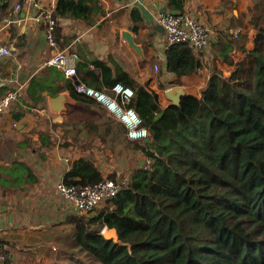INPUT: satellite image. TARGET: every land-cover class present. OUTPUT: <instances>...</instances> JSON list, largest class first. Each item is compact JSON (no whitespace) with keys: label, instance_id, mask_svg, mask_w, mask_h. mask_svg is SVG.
<instances>
[{"label":"trees","instance_id":"16d2710c","mask_svg":"<svg viewBox=\"0 0 264 264\" xmlns=\"http://www.w3.org/2000/svg\"><path fill=\"white\" fill-rule=\"evenodd\" d=\"M10 2L0 0V20L9 15ZM98 2L58 0L55 16L85 19ZM249 15L254 46L240 47L244 54L230 61L229 75L214 71L200 97L186 93L163 107L157 92L125 70L114 75L100 59L85 66L94 68L87 70L92 77L103 75L104 86L96 89L112 93L122 83L134 90L125 107L138 111L151 136L133 142L152 160L149 167H135L96 213L66 216L64 222L74 225L76 244L88 257L101 264H264V4L250 7ZM202 64L201 49L188 42L167 49L166 70L177 78L197 72ZM46 70L30 81L28 96L35 102L45 99L42 91L55 97L67 90L77 106L102 108L76 90L73 78L63 82L61 70ZM119 133L126 135L120 123L111 134ZM40 138L45 141L48 134L41 132ZM108 177L117 181L119 175ZM103 178L94 160L81 156L64 181L85 186ZM36 181L24 160L0 164L1 187ZM105 226L117 228L122 243L106 239Z\"/></svg>","mask_w":264,"mask_h":264},{"label":"crops","instance_id":"0c3cea01","mask_svg":"<svg viewBox=\"0 0 264 264\" xmlns=\"http://www.w3.org/2000/svg\"><path fill=\"white\" fill-rule=\"evenodd\" d=\"M40 1L56 12L58 0ZM255 1L99 0L91 5L93 8L85 19L57 16L56 34L60 48L70 47L79 56L73 80L93 87L104 86L102 74L92 77L87 70L94 68L85 69L93 60H104L114 75L117 69L125 70L148 90L157 92L165 107L173 103L168 90L200 97L214 71L220 69L229 75L233 70L230 61H237L244 54L240 47L251 49L254 46L255 31L249 22V8L264 4V0ZM165 8L188 12L215 31L209 45L201 50L202 66L197 72L181 78L166 70L167 33L157 22ZM32 12L23 0H11L9 15L0 20V28L5 25L1 32L3 42L15 48L11 55L0 59V97L19 84L24 85L18 100L0 116V164L24 160L37 176L33 185L0 186L2 243L8 253V259L0 264H63L66 260H75L81 251L76 244V229L64 222L75 209L57 191V184L64 180L74 159L81 156L93 159L104 177L112 172L120 174L119 177L121 173L129 174L128 155L112 156L106 162L95 154L98 143L95 138L103 143L108 140L114 143L113 138L104 140L99 130L103 129L105 135L111 137L118 123L124 125L102 104L100 106L107 112L101 107L77 106L64 90L61 93H66L68 99L65 108L54 111L49 101L53 96L46 91L39 93L45 97L43 101L35 102L28 96L31 79L48 72L44 62L57 50L47 42L46 25L27 19ZM236 31L239 32L238 39L234 37ZM126 32L132 35L138 50L124 37ZM233 38L241 39L242 44L234 43ZM68 81L70 79L65 78L63 82ZM85 122L93 123L98 132L92 131L93 125L88 126ZM41 132L48 134L45 141L40 138ZM86 133L88 145L81 148V138ZM122 134L124 140L133 142L128 138L127 130L126 135Z\"/></svg>","mask_w":264,"mask_h":264},{"label":"built area","instance_id":"2783aa9c","mask_svg":"<svg viewBox=\"0 0 264 264\" xmlns=\"http://www.w3.org/2000/svg\"><path fill=\"white\" fill-rule=\"evenodd\" d=\"M23 1L33 10L27 19L38 24H45L47 42L50 47L57 48L55 53L45 60L44 66L59 69L66 78L72 79L77 73L79 56L70 47L60 48L56 34L58 21L53 7L43 4L40 0ZM17 7H20V4ZM5 21L7 20L4 19ZM157 22L162 25L167 33V47L176 43L188 42L196 49L202 50L209 45L215 34L212 28L200 22L188 12L162 11L157 17ZM4 28L5 25L0 28V59L11 55L15 49L12 45L3 42L1 32ZM234 37H239V32H234ZM23 88L24 85L19 84L15 89L8 90L0 97V116L7 112L13 103L18 100ZM76 90L102 104L118 121L123 123L130 140L145 141L151 136L150 129L143 125L138 111L132 107H125V104L134 96V90L130 86L116 83L112 87V93H110L96 89L86 83L78 82L76 83ZM151 162V158H147L144 161V166L149 167ZM128 180L129 174L121 175L117 181L104 177L97 183L85 186L67 184L64 180H61L57 184V191L64 200L74 206L76 213L89 215L93 214L107 200L116 196L121 184L126 183ZM3 234L4 230L0 226V262L2 263L8 259L6 247L2 243Z\"/></svg>","mask_w":264,"mask_h":264},{"label":"rangeland","instance_id":"374dc122","mask_svg":"<svg viewBox=\"0 0 264 264\" xmlns=\"http://www.w3.org/2000/svg\"><path fill=\"white\" fill-rule=\"evenodd\" d=\"M254 2H256V1L254 0ZM259 4H261V3H259ZM246 34L250 35L247 32H246ZM253 34L254 33H252L250 36L251 39L255 35V34L254 35ZM237 39H238V37H237ZM117 127H118V125H116V128ZM119 127H120V129H122V127L120 125H119ZM99 132L101 135H103L102 138H104V140H107L108 138H113L114 143H110L109 140L103 143L102 141H99L98 138H95L98 140V143L95 145V154H98V156H99L98 159L101 158V159H104L106 162L107 161L109 162L112 156H119V155H122V153L124 154V156L128 155L127 161H129L128 162L129 165L127 167V170L129 169L128 170L129 173H131V171L135 167H140L141 165L144 164V157L146 155L145 152L141 148L135 147L134 142L124 140V138H122L123 134L119 133V135H115V136H113V134H111V137H109V136L105 135L103 129H100ZM87 139H88V133H86V135L85 134L82 135V138H81L82 142L80 143L81 148L85 144L88 145V143L86 142ZM121 175H122V173H121ZM102 206H100V207H102ZM97 211H98V209H96L94 211V213H96ZM75 257H76L75 260L70 261V262H68L66 260V262H64L63 264H101L97 259L94 260V259L88 257V255L82 250L78 254H76Z\"/></svg>","mask_w":264,"mask_h":264},{"label":"water","instance_id":"95a60500","mask_svg":"<svg viewBox=\"0 0 264 264\" xmlns=\"http://www.w3.org/2000/svg\"><path fill=\"white\" fill-rule=\"evenodd\" d=\"M162 11H166V8L163 9ZM170 11H172L174 13L178 12L176 10H170ZM124 37L127 39V41L129 42V44L131 46H133L137 50L139 49V47L134 42L132 35L129 32L124 33ZM78 82L79 81H76V83H78ZM167 94L173 100V103H178L180 101L181 95H183V94H179V93H174L173 90H168ZM49 101H50V107L52 110L63 111L65 108V103L68 101V99H67L66 93H61L55 97L50 98ZM102 234L108 240H113L116 243H122L120 238H119L117 228H114V227L110 228L108 226H105L102 230Z\"/></svg>","mask_w":264,"mask_h":264}]
</instances>
